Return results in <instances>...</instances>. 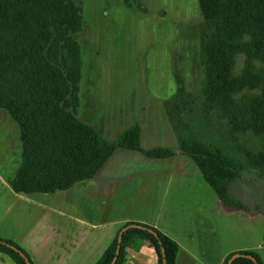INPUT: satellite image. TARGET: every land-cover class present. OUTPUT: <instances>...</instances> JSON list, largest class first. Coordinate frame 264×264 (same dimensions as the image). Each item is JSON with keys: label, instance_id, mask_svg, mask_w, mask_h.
<instances>
[{"label": "trees", "instance_id": "trees-1", "mask_svg": "<svg viewBox=\"0 0 264 264\" xmlns=\"http://www.w3.org/2000/svg\"><path fill=\"white\" fill-rule=\"evenodd\" d=\"M128 1L124 0L126 7ZM197 5L206 23L200 38L202 109L215 111L234 134L249 131L264 138V0H197ZM81 15L74 0H0V109L17 124L22 145L21 164L8 182L15 194H48L89 181L116 149L139 151L155 159L174 155L168 150L141 149L137 127L109 141L75 116L81 79ZM238 56L243 62L237 72ZM179 152L191 158L223 205L249 210L234 197L231 186L236 181L264 180L263 151L230 160L189 141L181 142ZM131 224L135 223L123 227ZM137 225L145 229L130 228L122 234L115 264H125L127 250L141 245L153 250L156 264L163 260L175 264L176 242L153 227ZM118 234L94 264H110ZM19 253L33 264L14 242L0 238V254L15 264H26ZM237 253L242 256L231 264H262L252 251L233 252L222 264Z\"/></svg>", "mask_w": 264, "mask_h": 264}, {"label": "rangeland", "instance_id": "rangeland-1", "mask_svg": "<svg viewBox=\"0 0 264 264\" xmlns=\"http://www.w3.org/2000/svg\"><path fill=\"white\" fill-rule=\"evenodd\" d=\"M128 2L129 7L124 0H74L82 14L78 36L81 79L74 114L109 141L137 127L141 149L168 150L174 155L155 159L139 151L116 149L97 179L76 185V190L95 195L97 215L99 195L109 174H114L113 182L121 179L128 186L138 177L147 184L141 192L133 185L117 191V199L106 204L107 219L130 212L154 218L161 211L168 212L174 197H165L160 180L156 184L147 180L161 174H197L191 158L179 152L181 142H199L230 160L254 150L264 152V138L249 131L234 134L215 111L201 107L200 38L206 23L197 0ZM242 62L243 57L238 56L237 72ZM21 153L19 128L0 109V205L7 201L3 192L11 190L8 182L21 164ZM231 191L249 209L239 213V222L224 219L226 226L235 228L238 223V237L232 241L241 247L259 244L253 252L264 264V180L236 181ZM190 199L187 193H178L179 203L192 204ZM13 205L20 212L27 210Z\"/></svg>", "mask_w": 264, "mask_h": 264}, {"label": "crops", "instance_id": "crops-1", "mask_svg": "<svg viewBox=\"0 0 264 264\" xmlns=\"http://www.w3.org/2000/svg\"><path fill=\"white\" fill-rule=\"evenodd\" d=\"M99 174L100 171L89 181L97 179ZM113 175L109 174L103 182L97 215L95 195L88 189L90 193L75 188L84 182L68 190L48 194L19 195L5 190L7 201L0 205V238L14 242L27 253L33 264H94L128 223L153 227L176 242L175 264H222L225 257L233 252H253L260 247L259 244L256 247L234 244L232 239L238 237V223L235 228L226 226L224 219L235 218L239 222L242 210L223 205L199 171L197 174L154 175L147 180L149 184L160 180L165 197H174L167 213L161 211L156 217L149 218L130 212L116 219H107L105 213L109 207L106 204L117 199V191L122 192L124 187L128 189L133 185L141 192L147 185H143L144 181L139 177L129 186L121 179L113 182ZM178 193H187L193 205L179 203ZM13 203L27 210L20 212ZM125 259V264L157 262V256L147 245H141L138 250L128 249ZM0 264L15 263L0 254Z\"/></svg>", "mask_w": 264, "mask_h": 264}, {"label": "water", "instance_id": "water-1", "mask_svg": "<svg viewBox=\"0 0 264 264\" xmlns=\"http://www.w3.org/2000/svg\"><path fill=\"white\" fill-rule=\"evenodd\" d=\"M130 228L145 229L144 227H142V226H140V225H137V224H131V225H128V226H125V227L121 228V230L119 231V234H118L117 247H116V250H115V254H114V257H113L112 261L110 262V264H115L116 259H117V256H118V254H119V249H120V244H121L122 234H123L126 230H128V229H130ZM10 248H11L12 250L16 251V252H19V251H17L16 248H14V247H12V246H10ZM19 254H20L21 257L24 258L26 264H30V263L28 262V260L24 257V255H23L22 253H19ZM162 256H164V255H163V251H162ZM241 256H242V255H240V254H238V253L232 255V256L229 258L227 264H231V263L233 262L234 259H236V258H238V257H241ZM247 257H248L249 259L254 260L251 256H247ZM163 264H165V261H164V260H163Z\"/></svg>", "mask_w": 264, "mask_h": 264}]
</instances>
